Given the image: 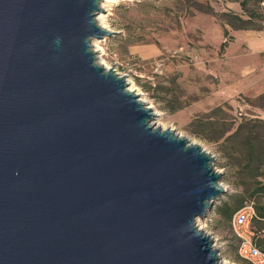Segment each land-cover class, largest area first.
Here are the masks:
<instances>
[{
	"label": "water",
	"instance_id": "1",
	"mask_svg": "<svg viewBox=\"0 0 264 264\" xmlns=\"http://www.w3.org/2000/svg\"><path fill=\"white\" fill-rule=\"evenodd\" d=\"M101 0H0V264H222L213 156L96 62Z\"/></svg>",
	"mask_w": 264,
	"mask_h": 264
},
{
	"label": "rangeland",
	"instance_id": "2",
	"mask_svg": "<svg viewBox=\"0 0 264 264\" xmlns=\"http://www.w3.org/2000/svg\"><path fill=\"white\" fill-rule=\"evenodd\" d=\"M238 2L120 1L109 10L111 35L97 40L105 63L133 81L141 96L161 113V124L213 156L225 192L199 218L200 223L215 241L220 258L251 264L238 253L231 221L238 210L260 199L252 193L255 183L245 169L243 144L229 136L243 119L259 118L262 113L256 107L258 96L237 93L241 81L235 78V66L228 65L231 32L236 30L223 23L221 14H241ZM261 6L264 12V3ZM258 180L264 182V177ZM219 208L236 209L228 220ZM251 226L264 235V221L255 217Z\"/></svg>",
	"mask_w": 264,
	"mask_h": 264
},
{
	"label": "trees",
	"instance_id": "3",
	"mask_svg": "<svg viewBox=\"0 0 264 264\" xmlns=\"http://www.w3.org/2000/svg\"><path fill=\"white\" fill-rule=\"evenodd\" d=\"M238 3L242 13L221 14L223 23L236 31L264 32V12L261 6L264 0H239ZM224 31V34H227V31ZM256 100L258 101L256 107L264 112V94L259 95ZM229 138H238L243 144L245 169L252 173L255 183L252 193L260 199L257 203L253 202L255 214L258 219L264 221V182L258 180L259 177H264V120L243 119ZM236 208H219L218 213L229 220Z\"/></svg>",
	"mask_w": 264,
	"mask_h": 264
},
{
	"label": "crops",
	"instance_id": "4",
	"mask_svg": "<svg viewBox=\"0 0 264 264\" xmlns=\"http://www.w3.org/2000/svg\"><path fill=\"white\" fill-rule=\"evenodd\" d=\"M231 33L228 65L235 66V78L241 81L237 93L248 98L264 94V32L238 30ZM257 111L262 113L258 117L264 120V112Z\"/></svg>",
	"mask_w": 264,
	"mask_h": 264
},
{
	"label": "built area",
	"instance_id": "5",
	"mask_svg": "<svg viewBox=\"0 0 264 264\" xmlns=\"http://www.w3.org/2000/svg\"><path fill=\"white\" fill-rule=\"evenodd\" d=\"M255 217L253 202H250L248 206L235 213L231 221V229L239 240V255L251 264H264V235H260L261 232L251 226ZM213 246L217 249L215 241Z\"/></svg>",
	"mask_w": 264,
	"mask_h": 264
},
{
	"label": "bare ground",
	"instance_id": "6",
	"mask_svg": "<svg viewBox=\"0 0 264 264\" xmlns=\"http://www.w3.org/2000/svg\"><path fill=\"white\" fill-rule=\"evenodd\" d=\"M120 1H131V0H101L100 3H99V8L100 10L102 11H98L95 15V21L97 23V25L105 30H108L110 31V28L109 26L107 25L108 23V16H109V10H110V7L117 3V2H120ZM106 37V36H105ZM98 40L97 39H92L91 40V45H92V49L93 51L95 52V56H96V62L103 66L106 70L108 69H112V68H109V66L105 63V61L103 60L102 56H103V51H102V48L98 45ZM115 72V70H114ZM117 73V72H115ZM118 76H122L123 78L125 76H123L121 73H117ZM126 83H127V89L131 92H133L139 101L143 102L145 104V106L149 109L152 110L153 112V119H152V122L151 124L154 126V127H158V128H161V129H165L164 125L161 124L160 122V115L161 113H159V111H157L153 105H151L143 96H141V92H139V90L136 88L135 84L133 83V81L131 79H126ZM180 134V133H179ZM181 135V134H180ZM187 138V137H186ZM187 140L190 142V143H194V144H197V142H195L194 140H191L189 138H187ZM199 145V144H198ZM206 151V150H205ZM215 170H217L215 168ZM217 172H220L219 170H217ZM221 186L223 187V189H225L224 185L221 184ZM195 225L198 229L202 230L205 232V229L204 227L201 225L200 223V220L199 218H196L195 219ZM207 233V232H206ZM221 263L222 264H231L229 261H227L226 259H223L221 258Z\"/></svg>",
	"mask_w": 264,
	"mask_h": 264
}]
</instances>
